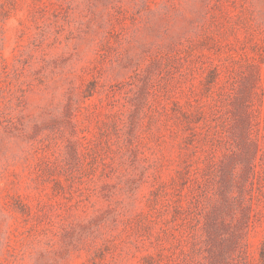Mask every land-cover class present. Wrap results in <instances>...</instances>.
Masks as SVG:
<instances>
[{
	"label": "rangeland",
	"instance_id": "374dc122",
	"mask_svg": "<svg viewBox=\"0 0 264 264\" xmlns=\"http://www.w3.org/2000/svg\"><path fill=\"white\" fill-rule=\"evenodd\" d=\"M245 126L264 140V0H0V264L206 262ZM249 239L264 264V215Z\"/></svg>",
	"mask_w": 264,
	"mask_h": 264
},
{
	"label": "trees",
	"instance_id": "16d2710c",
	"mask_svg": "<svg viewBox=\"0 0 264 264\" xmlns=\"http://www.w3.org/2000/svg\"><path fill=\"white\" fill-rule=\"evenodd\" d=\"M232 105L245 109L246 96H234ZM244 122L249 123L247 119ZM239 137L237 149L221 163L222 188L217 191L221 202H215L198 218V249L207 254V261L200 264H249L252 258L249 233L256 228L259 215H264V140H252L249 126L239 132ZM238 161L243 167L236 179L231 168ZM235 185L237 196L233 195ZM254 199L260 205L254 206ZM259 262L264 263V242Z\"/></svg>",
	"mask_w": 264,
	"mask_h": 264
}]
</instances>
